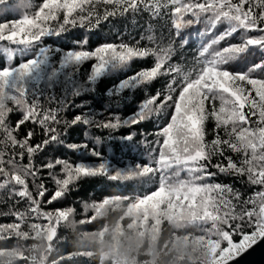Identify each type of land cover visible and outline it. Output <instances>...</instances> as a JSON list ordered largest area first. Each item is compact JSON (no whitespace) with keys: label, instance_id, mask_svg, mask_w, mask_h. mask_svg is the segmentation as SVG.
Returning <instances> with one entry per match:
<instances>
[{"label":"snow or ice","instance_id":"snow-or-ice-1","mask_svg":"<svg viewBox=\"0 0 264 264\" xmlns=\"http://www.w3.org/2000/svg\"><path fill=\"white\" fill-rule=\"evenodd\" d=\"M12 7L0 0V16ZM18 7V18L0 20V205L7 208L0 217H11L0 222V264H233L264 241V0H19ZM138 18L146 35L134 43L88 48L85 36L65 49L47 42ZM189 29H198L199 46L190 60H177ZM115 74L123 78L106 90L104 111L75 104ZM136 90L143 93L137 110L120 115ZM73 106L86 110L68 119ZM161 117L155 138L140 141L146 160L114 166L100 150L113 133L129 129L120 139L131 142L133 128ZM28 123L34 127L19 138ZM77 126L84 141L68 142ZM50 147L80 159L53 153L38 165ZM96 177L143 190L83 201L79 211L49 207ZM62 230L76 237V251H62Z\"/></svg>","mask_w":264,"mask_h":264},{"label":"trees","instance_id":"trees-1","mask_svg":"<svg viewBox=\"0 0 264 264\" xmlns=\"http://www.w3.org/2000/svg\"><path fill=\"white\" fill-rule=\"evenodd\" d=\"M13 5L9 14L4 17L0 16V20L2 19H13L18 18L19 14L22 12V9L18 7L19 0H11ZM145 19L138 18V22L133 24L128 19L123 20H114L111 24L105 23L100 29L94 30L90 33H86L84 30H74L70 34L63 36L61 38H48V43H53L65 49H70L75 47L76 45L73 43L77 40H82L87 36L89 44L88 48H95L101 43L104 42H119V40L123 39L126 42H135V40H139L142 35H146L144 31ZM159 31L163 32L165 36L168 35V30L166 27H159ZM198 29H189L182 33L181 38H188L189 43L188 46L185 47L182 51L178 52L177 60L180 59L181 56L186 57L187 59H191L194 53L196 52L199 46V37L197 36ZM208 39V38H205ZM142 44H146L147 40L141 42ZM177 46L180 44V40H176ZM259 56H249L245 62L239 64L236 70L243 71L246 69V65H250L255 60H258ZM147 63V62H146ZM58 66V65H57ZM89 64L86 63L80 70L78 74L79 79H83L86 76V73L89 69ZM141 66V62L137 61L133 63L130 69H128V73L136 71ZM123 78L122 74H115L111 77H107L98 82L96 89L94 92L88 94L87 96H82L75 100V104H81L82 102H87L93 109L97 111H104L108 107V97L106 96V90L115 84L118 79ZM166 79L169 78H161L157 80L153 85V89L163 88ZM60 89H56V94H59ZM127 99L122 103L119 114L122 116H127L134 111L137 110V105L142 99V91L136 90L133 94L131 92L127 93ZM46 100V97H45ZM86 109L78 108L73 106L68 110L67 118L71 119L74 113L85 111ZM108 113L104 112L106 116ZM19 117L17 115H13L11 117L12 120H17ZM164 118L161 117L159 122L151 121L141 124L132 129L137 133V136L133 141L127 142L120 139L121 136L128 134L129 129H121L120 131L113 133L112 138L106 139L103 146L101 147V151L104 153L105 157H107L114 166H125L128 164L142 162L147 159V153L149 151L148 148L144 147L140 141L144 140L145 136L149 140H153L154 133L157 131L159 124L163 123ZM34 126L31 123L22 126L20 129V137L23 138V134L25 131L33 128ZM37 131V140L39 139L40 130L39 127H36ZM84 128L82 126H77L68 133V142H83L85 139ZM95 135H100L99 132H94ZM107 136V132L104 133ZM55 154L57 157L68 156L74 161H78L80 156L75 151H68L65 148H49L43 156H41L36 162L39 165L40 161L45 157ZM89 160H94L96 158L89 157ZM26 162V161H25ZM45 176V183L48 188L51 189L53 184L50 180H48L47 174L42 173ZM223 183L234 184L237 188H240L241 191H247V188L240 184L239 181L235 180L232 177L220 176L218 178ZM143 189L137 188L135 184H122L117 182H112L107 180L104 177H96V178H86L79 182L78 190L71 191L66 198L57 202L56 204L49 207H61V206H74L78 211L82 207L83 201H92V200H100L103 196L111 195V194H132L134 191H142ZM0 210L7 211V208L3 205H0ZM11 220V217H0V222H8ZM89 229H94L98 227V225H89ZM60 237L63 242L60 244V247L63 252L71 253L77 250L76 247V237L66 231L60 232ZM71 264H93L92 261L86 260L84 258H79Z\"/></svg>","mask_w":264,"mask_h":264},{"label":"water","instance_id":"water-1","mask_svg":"<svg viewBox=\"0 0 264 264\" xmlns=\"http://www.w3.org/2000/svg\"><path fill=\"white\" fill-rule=\"evenodd\" d=\"M233 264H264V241L236 259Z\"/></svg>","mask_w":264,"mask_h":264}]
</instances>
